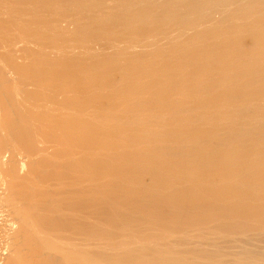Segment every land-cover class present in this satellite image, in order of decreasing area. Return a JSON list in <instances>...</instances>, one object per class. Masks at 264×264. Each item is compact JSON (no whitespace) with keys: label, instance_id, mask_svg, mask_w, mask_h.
I'll use <instances>...</instances> for the list:
<instances>
[{"label":"bare ground","instance_id":"6f19581e","mask_svg":"<svg viewBox=\"0 0 264 264\" xmlns=\"http://www.w3.org/2000/svg\"><path fill=\"white\" fill-rule=\"evenodd\" d=\"M0 264H264V0H0Z\"/></svg>","mask_w":264,"mask_h":264}]
</instances>
